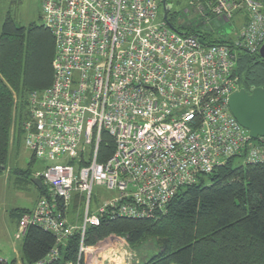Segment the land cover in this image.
I'll return each mask as SVG.
<instances>
[{
  "label": "built area",
  "instance_id": "obj_1",
  "mask_svg": "<svg viewBox=\"0 0 264 264\" xmlns=\"http://www.w3.org/2000/svg\"><path fill=\"white\" fill-rule=\"evenodd\" d=\"M162 1L41 0L55 42L52 81L29 92L21 131L31 155L47 163L34 173L46 194L16 233L21 238L35 226L55 237L35 264L57 260L74 233L78 254L67 264H80L93 255L84 244L87 226L103 217L155 219L182 187L228 158L264 164V137L253 139L228 108L239 89L236 48L253 53L264 43V0L193 2L201 16L205 2L223 22L243 12L230 46L178 33L159 15ZM104 133L114 149L99 161ZM97 186L110 195L90 210ZM74 198L80 224L66 217Z\"/></svg>",
  "mask_w": 264,
  "mask_h": 264
},
{
  "label": "trees",
  "instance_id": "obj_2",
  "mask_svg": "<svg viewBox=\"0 0 264 264\" xmlns=\"http://www.w3.org/2000/svg\"><path fill=\"white\" fill-rule=\"evenodd\" d=\"M203 9V16L177 26L178 14L170 10L166 22L178 33L199 37L205 45L230 46L235 35L223 34L220 26L238 16L241 27L246 18L243 12H235L223 22L209 13L205 2ZM54 51V37L43 23L22 27L10 11L6 12L0 30V174L12 140L22 137L21 125L29 115V92L51 84ZM235 55L239 88H264V60L259 51L251 53L237 47ZM113 149V140L104 133L98 160L108 158ZM235 159L241 161L235 164ZM35 160L31 155L27 169L14 172V183L26 185L32 181L30 167ZM35 186L38 201L46 190L43 185ZM73 206H78L76 200ZM31 210L12 213L17 226L22 215ZM113 238H124L132 249L155 239L158 252L143 264H264V164L228 158L210 174L182 187L157 218L103 217L99 225L87 226L84 244L95 246ZM54 244L51 232L28 227L20 247L21 264L44 259ZM78 246L79 233H74L61 247L58 259L49 264L75 262ZM80 264H86L84 255Z\"/></svg>",
  "mask_w": 264,
  "mask_h": 264
},
{
  "label": "rangeland",
  "instance_id": "obj_3",
  "mask_svg": "<svg viewBox=\"0 0 264 264\" xmlns=\"http://www.w3.org/2000/svg\"><path fill=\"white\" fill-rule=\"evenodd\" d=\"M193 2H198V0L168 1L170 10L175 11L178 14L176 26L181 21H189L192 19H197L199 16H201L200 12L197 10L200 9L198 4L193 6ZM201 10L202 9H200V11ZM7 11L11 12L14 20L19 26L28 27L32 24H42L41 0H0V30ZM159 15H162V8L159 10ZM241 24L242 19L236 16L234 20H230L229 22L221 25L220 30L227 36L235 35ZM30 157L31 153L25 147L23 137L18 139L15 136L10 145L5 169L0 174V259L7 262H20V247L23 241V237L16 238V216L12 213L15 210L29 209L32 207L33 200L37 195V188L32 182L34 179L33 172L42 170V168L47 164L43 161L35 160L30 167V180L32 179V181H29V183L26 185L19 184L17 182L14 183V172L27 169ZM239 161L241 160L235 159V164H238ZM107 195L110 194L105 191L103 187H94L90 210L98 205V203ZM68 211L74 212L75 219L77 216L82 219V208L80 206H76L75 209L71 203ZM109 240L110 239H107L96 244L95 246H91L93 247V253L96 252L102 256H108L109 259L111 257L109 262H104L103 260V264H126L125 257L130 258L129 260L132 259L134 262L133 264H143L158 252V246L155 239H149L134 249L129 247L130 250H128L127 254L125 255L123 254L121 248L117 246V244L114 245L111 242H108ZM103 243H108L109 247L103 249H101L102 247L97 248ZM108 244H106V246ZM97 257H94L93 259H96ZM94 264L102 263L95 262Z\"/></svg>",
  "mask_w": 264,
  "mask_h": 264
},
{
  "label": "water",
  "instance_id": "obj_4",
  "mask_svg": "<svg viewBox=\"0 0 264 264\" xmlns=\"http://www.w3.org/2000/svg\"><path fill=\"white\" fill-rule=\"evenodd\" d=\"M161 5L162 17L166 20L170 11L168 0H163ZM259 55L264 60V43L259 48ZM228 108L239 124L249 131L253 139L264 137L263 87L239 88L229 96ZM33 183L39 188L42 187V182L38 178H34Z\"/></svg>",
  "mask_w": 264,
  "mask_h": 264
},
{
  "label": "crops",
  "instance_id": "obj_5",
  "mask_svg": "<svg viewBox=\"0 0 264 264\" xmlns=\"http://www.w3.org/2000/svg\"><path fill=\"white\" fill-rule=\"evenodd\" d=\"M42 169H43V168H42ZM34 173H35V172H33V174H34ZM33 176H34V175H33ZM34 178H35V177H34ZM37 199H38V192H37V195L35 196V198H34V200H33L32 207L29 208V210H31V209L35 206ZM74 200H76L77 205H78V207H79L80 205H79V201H78V199H77V198H74ZM71 203L73 204V200H72ZM70 205H71V204H70ZM70 205H69V206H70ZM80 207H81V206H80ZM68 208H69V207H68ZM75 209H76V207H75ZM66 217H67L68 222L71 223V224H80V222H81L80 217L77 216L76 219H75L74 212H69L68 209H67ZM16 223H17V220H16ZM108 242H111V243L114 244V245L117 244V246H119V247L121 248V250H122V252H123L124 255L127 254L128 250H130V248H129V246H128V244L126 243V241H125L124 238H113L112 240L110 239ZM106 255H107V254H106ZM97 256H98V257H97ZM94 257H97V258H96L97 260H96V259H93ZM98 258H99V259H98ZM106 259H107V260H106ZM110 259H111V257H110ZM110 259H109L108 256L105 257V255L102 256L101 254H98V253L94 252L93 255H91L90 257H88V258L86 259V264H94L95 262H101V263L103 264V260H104V262H106V261L109 262ZM129 259H130V258L125 257V260H126L125 263H126V264H133L134 262L132 261V259H131V260H129ZM15 264H21V259H20V262H18V263L15 261Z\"/></svg>",
  "mask_w": 264,
  "mask_h": 264
},
{
  "label": "bare ground",
  "instance_id": "obj_6",
  "mask_svg": "<svg viewBox=\"0 0 264 264\" xmlns=\"http://www.w3.org/2000/svg\"><path fill=\"white\" fill-rule=\"evenodd\" d=\"M14 128H15V127H14ZM106 244H108V243L100 244L99 247H97V248H101V247H102L101 249L106 248V247L108 248V247H109V244H108L107 246H106ZM114 247H115V246H114ZM97 248H96V249H97ZM109 249H110V248H109ZM117 259H118V258H117ZM119 261H120V260H119Z\"/></svg>",
  "mask_w": 264,
  "mask_h": 264
},
{
  "label": "flooded vegetation",
  "instance_id": "obj_7",
  "mask_svg": "<svg viewBox=\"0 0 264 264\" xmlns=\"http://www.w3.org/2000/svg\"><path fill=\"white\" fill-rule=\"evenodd\" d=\"M169 1V0H168Z\"/></svg>",
  "mask_w": 264,
  "mask_h": 264
}]
</instances>
